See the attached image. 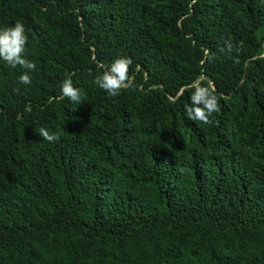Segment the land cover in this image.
Returning <instances> with one entry per match:
<instances>
[{
    "label": "trees",
    "instance_id": "1",
    "mask_svg": "<svg viewBox=\"0 0 264 264\" xmlns=\"http://www.w3.org/2000/svg\"><path fill=\"white\" fill-rule=\"evenodd\" d=\"M17 21L36 68L0 61V264H264V0H0ZM201 75L212 125L185 112Z\"/></svg>",
    "mask_w": 264,
    "mask_h": 264
},
{
    "label": "clouds",
    "instance_id": "2",
    "mask_svg": "<svg viewBox=\"0 0 264 264\" xmlns=\"http://www.w3.org/2000/svg\"><path fill=\"white\" fill-rule=\"evenodd\" d=\"M28 42L25 25L17 21L13 26L0 29V61L6 66L15 69L18 66L25 71L19 76V82L25 85L31 84L32 78L30 73L35 70L36 64L27 59L25 47ZM231 54L234 50L229 41H225V51ZM133 61L130 57L121 56L116 58L110 65H101L102 71L95 76V85L107 93L108 97H118L123 90L132 86V79L129 76L130 66ZM203 63V61H202ZM204 76L198 77L190 85L194 89L190 96V105L185 106L187 118L205 125L213 124V113L220 111V102L216 93L215 86L211 81L204 85ZM15 91H19L16 89ZM61 96L59 99L67 98L75 104L82 102L81 90L75 87L72 79L66 78L61 83ZM44 141L57 143L61 137L58 132H50L45 127L36 130ZM184 171V169H181Z\"/></svg>",
    "mask_w": 264,
    "mask_h": 264
}]
</instances>
